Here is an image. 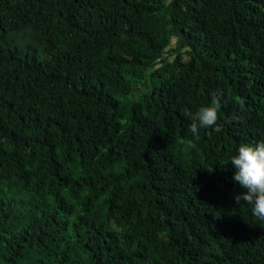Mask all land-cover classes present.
<instances>
[{
    "label": "trees",
    "instance_id": "16d2710c",
    "mask_svg": "<svg viewBox=\"0 0 264 264\" xmlns=\"http://www.w3.org/2000/svg\"><path fill=\"white\" fill-rule=\"evenodd\" d=\"M261 140L264 0H0V264H264Z\"/></svg>",
    "mask_w": 264,
    "mask_h": 264
},
{
    "label": "clouds",
    "instance_id": "9594fccd",
    "mask_svg": "<svg viewBox=\"0 0 264 264\" xmlns=\"http://www.w3.org/2000/svg\"><path fill=\"white\" fill-rule=\"evenodd\" d=\"M220 108L221 101L214 95L210 104L190 114V132L198 137L201 128L215 126ZM230 163L235 169L232 179L245 190L235 195L236 203L244 201L246 205H251L253 215L264 220V140L254 145L242 143L238 154L230 158Z\"/></svg>",
    "mask_w": 264,
    "mask_h": 264
}]
</instances>
